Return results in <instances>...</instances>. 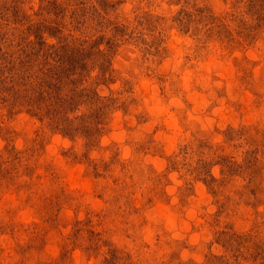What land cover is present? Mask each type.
<instances>
[{"label":"rangeland","instance_id":"374dc122","mask_svg":"<svg viewBox=\"0 0 264 264\" xmlns=\"http://www.w3.org/2000/svg\"><path fill=\"white\" fill-rule=\"evenodd\" d=\"M0 264H264V0H0Z\"/></svg>","mask_w":264,"mask_h":264}]
</instances>
